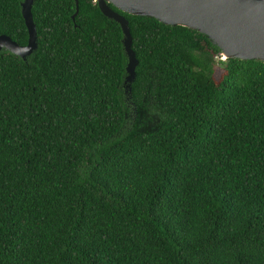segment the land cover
Segmentation results:
<instances>
[{"label": "trees", "instance_id": "trees-1", "mask_svg": "<svg viewBox=\"0 0 264 264\" xmlns=\"http://www.w3.org/2000/svg\"><path fill=\"white\" fill-rule=\"evenodd\" d=\"M78 8L36 0V52H0V264H264V63L112 7L129 92L120 26Z\"/></svg>", "mask_w": 264, "mask_h": 264}, {"label": "water", "instance_id": "water-1", "mask_svg": "<svg viewBox=\"0 0 264 264\" xmlns=\"http://www.w3.org/2000/svg\"><path fill=\"white\" fill-rule=\"evenodd\" d=\"M106 18L121 28L123 49L127 57L124 87L129 92L138 65L132 50L128 20L118 11L150 17L167 26H180L204 35L219 50L220 59L255 60L264 63V0H92ZM36 0L20 4L28 41L20 46L6 35H0V52L6 50L25 60L36 52L37 31L32 17ZM78 13V0H75ZM114 7L115 11L112 9Z\"/></svg>", "mask_w": 264, "mask_h": 264}]
</instances>
